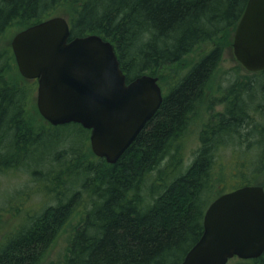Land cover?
Wrapping results in <instances>:
<instances>
[{"label": "trees", "instance_id": "trees-1", "mask_svg": "<svg viewBox=\"0 0 264 264\" xmlns=\"http://www.w3.org/2000/svg\"><path fill=\"white\" fill-rule=\"evenodd\" d=\"M247 3L0 0V38L71 6L72 39L102 36L114 44L128 81L143 74L158 77L164 94L160 109L117 163L99 157L87 160L90 151L83 155L88 161L81 169L85 176L65 185L52 176L43 178L50 184L46 188L54 204L27 208L25 222L13 231L4 233L0 226V264H43L60 232L77 214L60 264H181L201 237L205 212L213 200L245 185L264 187V122L258 121H264V71L238 75L235 69V77L216 97L218 102L210 100L209 112L215 104H222L223 110L209 113L188 166L183 155L196 107L220 66L226 43L232 44ZM206 43L215 45L184 68L188 56ZM5 53L0 57V175L27 167L26 154L33 158L31 147L43 129L38 117L48 123L37 106L33 114L32 86L37 81L22 77L11 46ZM177 67L180 70L174 72ZM167 72L176 75L171 79ZM71 125L90 139V131L78 123L62 126ZM254 150L259 154L253 164L249 155ZM61 153L75 170V152ZM58 159L49 157L45 163ZM37 175L34 172L32 177L40 182ZM5 215L0 207V224ZM236 264H264V254Z\"/></svg>", "mask_w": 264, "mask_h": 264}, {"label": "water", "instance_id": "water-1", "mask_svg": "<svg viewBox=\"0 0 264 264\" xmlns=\"http://www.w3.org/2000/svg\"><path fill=\"white\" fill-rule=\"evenodd\" d=\"M11 47L21 75L38 81L37 107L53 126L78 123L90 131L93 153L117 163L160 109L159 78L130 81L115 46L102 36L71 38L69 20L51 17L16 33ZM237 61L264 71V0H248L233 41ZM203 233L181 264H228L264 254V187L245 185L207 207Z\"/></svg>", "mask_w": 264, "mask_h": 264}, {"label": "rangeland", "instance_id": "rangeland-1", "mask_svg": "<svg viewBox=\"0 0 264 264\" xmlns=\"http://www.w3.org/2000/svg\"><path fill=\"white\" fill-rule=\"evenodd\" d=\"M72 10L71 6L67 8H58L53 14L55 16L70 18ZM19 29L22 28H13L9 33L4 34L0 38L1 58L5 56L6 48L11 46V41ZM234 34L235 31L232 35V44L229 45V43H226L225 45L220 66L206 89L204 99L198 103L196 107V114L193 116L189 125V130L184 137L183 155L185 166H188L191 163L194 157V152L199 147L200 131L203 129L204 124L208 121L209 113L223 110L222 104H215L213 105V110L209 112L208 107L209 104H211L210 100L214 98L217 100L216 97H218V99L220 98L224 87L229 84L231 78L233 79L235 77V69H238V75H244L247 72V70L237 61L234 55ZM214 45L215 43H206L199 46L191 55L188 56V62H186V66H184V68L189 67L191 63L196 62L211 51ZM240 65L243 68H239ZM178 70H180L179 67L175 68L173 71L178 72ZM174 72L171 74L167 72L171 79H173L176 75ZM32 88L34 90L33 94L35 99L31 101V105L34 103L35 108H33V114L36 115L38 85L34 83ZM33 119L35 118L33 117ZM38 121L43 126V129L40 131L41 138L36 145L31 147L34 152L32 155L33 158H30L29 154H26L25 159L27 160V167L22 166L17 169L8 170L0 175V207L6 212L5 217L1 220L0 226L4 233L17 229L25 222V219L27 218V208L28 210L39 209L46 203L54 204L46 188L50 187V184L48 181H44L43 178H51L52 176L55 180L65 185V183L73 181L74 178L78 179L81 178V176H85L87 173L81 170L83 169V165L88 164L87 160L93 161L97 158L92 151L90 139L88 140L89 134L81 130L80 127L76 125L66 127L62 125L52 126L51 124H48V121V123H46L39 117ZM258 121L264 122L261 119ZM65 149L72 150L76 154V160L73 162V164L77 165L75 170H70L69 160H65V155L61 153ZM90 151V158L84 161L83 155L90 153ZM258 154V150H254L250 153L249 158L253 164L258 158ZM49 157L59 158L58 162L45 163V159H48ZM34 172L38 173L37 177H41L40 182L34 181L35 177H32ZM78 218V214L73 216L65 229L60 232L49 256L43 264H60L65 258L70 240L72 239L73 229L78 221ZM238 260L241 259L234 258L230 260L228 264H236Z\"/></svg>", "mask_w": 264, "mask_h": 264}, {"label": "bare ground", "instance_id": "bare-ground-1", "mask_svg": "<svg viewBox=\"0 0 264 264\" xmlns=\"http://www.w3.org/2000/svg\"><path fill=\"white\" fill-rule=\"evenodd\" d=\"M87 206H88V205H87ZM87 206H86V207H87ZM88 207H89V206H88ZM84 209H85V208H84Z\"/></svg>", "mask_w": 264, "mask_h": 264}, {"label": "flooded vegetation", "instance_id": "flooded-vegetation-1", "mask_svg": "<svg viewBox=\"0 0 264 264\" xmlns=\"http://www.w3.org/2000/svg\"><path fill=\"white\" fill-rule=\"evenodd\" d=\"M37 81V80H36ZM38 83V82H37Z\"/></svg>", "mask_w": 264, "mask_h": 264}]
</instances>
